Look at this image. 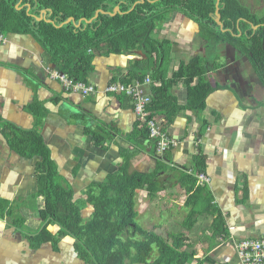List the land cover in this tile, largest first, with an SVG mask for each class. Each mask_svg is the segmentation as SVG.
<instances>
[{"label": "crops", "instance_id": "crops-1", "mask_svg": "<svg viewBox=\"0 0 264 264\" xmlns=\"http://www.w3.org/2000/svg\"><path fill=\"white\" fill-rule=\"evenodd\" d=\"M191 29L193 37L187 35ZM153 34L171 42L173 58L168 74L181 62L201 56L208 68L206 79L218 88L206 98L201 114L206 128L198 140L199 122L190 111L179 114L166 128L173 144L156 175L164 188L152 198L144 189L137 191L136 222L159 234L186 232L202 264H238L234 240L264 237V125L260 129L256 124L258 119L264 124V88L246 55L229 43L204 40L198 23L182 13L170 12ZM140 56V51L96 55L88 81L96 84L97 93L83 96L65 91L49 76L47 68L54 65L32 36L9 34L0 43V205L5 208L0 217V264H87L77 257L73 238L62 234L53 221L47 229L56 242L30 246L28 234L43 224L38 214L44 207L37 178L40 158L11 150L1 122L40 134L61 183L72 189L75 200L84 199L92 183L117 170L123 161L122 150L134 153L131 170L152 173L161 156L155 144L140 143L134 137L141 125L132 98L104 92L109 83L120 82L129 61ZM214 63L217 68L212 69ZM172 93L179 104L186 103L183 82L173 86ZM32 104L44 110L40 122L29 107ZM155 117L164 123L161 115ZM98 126L108 131L103 146L95 145L86 131ZM199 147L206 156L203 174L211 191V205L220 211L227 227V234L217 239L212 238L213 211L198 215L189 230L181 226L189 208L184 205L186 196L178 184L179 176L183 167L192 169L191 160ZM90 211V205L82 209L84 216ZM15 215L23 218L22 225L16 223Z\"/></svg>", "mask_w": 264, "mask_h": 264}, {"label": "trees", "instance_id": "trees-1", "mask_svg": "<svg viewBox=\"0 0 264 264\" xmlns=\"http://www.w3.org/2000/svg\"><path fill=\"white\" fill-rule=\"evenodd\" d=\"M19 0H0V33L3 35H30L50 57L53 68L64 72L77 81L88 82L92 61L101 55H128L140 51L139 59L129 61L126 73L120 82L142 81L149 76L153 84L147 87L151 102L148 116H162V131L185 111L195 114L199 127L198 140L206 122L201 114L206 108L207 96L216 88L206 79V62L201 56H194L181 62L168 74L171 42L154 36V30L162 26L170 12H179L198 23V31L204 40L224 42L233 45L248 61L264 88V15L257 13L264 6V0H250L246 5L239 0H219V13L223 28L221 31L213 18L216 0H145L131 9L136 0H21L22 9H17ZM46 10L48 23L36 20ZM119 6L122 13L114 16L101 14L89 23L81 21L79 27L72 22L61 24L67 18L90 19L97 9L112 12ZM131 9V10H130ZM258 25L257 28L252 26ZM240 33V35H238ZM217 63L211 66L217 68ZM183 82L186 86V103L181 105L172 93V87ZM37 122L44 110L38 104L29 106ZM160 119V118H159ZM1 131L9 147L24 157H38L37 178L39 194L44 196V207L38 214L43 224L34 233L28 234L32 248L45 243L56 242L47 229L50 221L57 223L62 234L73 238L77 257L87 264H202L195 257L197 250L192 237L184 231L159 234L152 229H143L136 222V198L138 190H146L152 198L162 190L156 175L163 167L161 155L157 170L139 173L131 170L133 152L122 150V163L116 171L108 174L101 182L92 183L84 199L75 200L70 187L61 183L54 161L35 129H22L7 122H1ZM134 137L139 142L155 144L157 139L149 135L146 124L140 123ZM97 146H103L108 139L104 126L86 130ZM156 150V149H155ZM157 151V150H156ZM206 156L199 147L191 160V168L183 167L180 172V187L184 188V205L189 208L182 228L189 230L202 213L212 212V238L227 234L225 221L218 209L211 205L212 195L208 184L200 183L195 173L205 170ZM191 172H188V171ZM246 190L243 191V196ZM90 205L91 211L84 216L82 209ZM5 208L0 205V217ZM16 223L23 224V218L15 215Z\"/></svg>", "mask_w": 264, "mask_h": 264}, {"label": "built area", "instance_id": "built-area-1", "mask_svg": "<svg viewBox=\"0 0 264 264\" xmlns=\"http://www.w3.org/2000/svg\"><path fill=\"white\" fill-rule=\"evenodd\" d=\"M6 40V36L0 33V43ZM49 76L58 81L63 89L68 92L80 93L83 96H91L97 93V86L93 82L77 81L69 77L68 74L60 72L55 68H47ZM153 84L149 76H145L142 81L132 83L111 82L105 89V93H124L130 96L134 102V109L139 121L145 123L149 130V135L156 141V150L163 155L173 144L166 131H162L163 122L157 118L148 116V104L151 102L150 94L147 90ZM201 181L206 180L203 174H198ZM238 264H264V237H241L234 243Z\"/></svg>", "mask_w": 264, "mask_h": 264}, {"label": "water", "instance_id": "water-1", "mask_svg": "<svg viewBox=\"0 0 264 264\" xmlns=\"http://www.w3.org/2000/svg\"><path fill=\"white\" fill-rule=\"evenodd\" d=\"M144 1H145V0H136V1L133 3V5L131 6V9H133L134 6H135L136 4H138V3H142V2H144ZM148 1H150V0H148ZM20 3H21V0H19L18 3L16 4V8H17V9H22V8H23L24 5H21V6H20ZM131 9H130V10H131ZM29 10H30V6L27 5V8H26V12H27V14H29ZM99 13H101V14H109L110 16H114L116 13H122V12L120 11L119 6H115L112 12H106V11H104V10H102V9H97V10L95 11L93 17L90 18V19H85V18H83V19H80V20H78V21L76 22L75 19H74L73 17H69V18H67L64 22H62L61 24L56 25V26H57V27H60V26H62V25H64V24H67V23H69V22H72L76 27H79L80 24H81V21H84L85 23H89V22H91L93 19L97 18V16L99 15ZM46 14H47V11H46V10H42V11H41V14H40L38 17H35V16L32 15V14H29V15L34 16V17L36 18V20H38V21H40V20H44V21H46V22H48V23H53V24H54V21H53V20H51V19H47V18H46ZM213 18H214L215 22L217 23V25L219 26V28H220L221 31H227V29H224V28H223V23H222V21H221V16H220V13H219V0H216V3H215V11H214V13H213ZM252 27L255 29V28L258 27V25H254V26H252ZM238 35H240V33H239Z\"/></svg>", "mask_w": 264, "mask_h": 264}, {"label": "rangeland", "instance_id": "rangeland-1", "mask_svg": "<svg viewBox=\"0 0 264 264\" xmlns=\"http://www.w3.org/2000/svg\"><path fill=\"white\" fill-rule=\"evenodd\" d=\"M240 2H242V3H244V4H246V5H249L250 4V0H239ZM257 1V0H256ZM257 13H259V14H263L264 15V6H263V8L261 7V9H260V11H257ZM192 29L189 31V32H187V35L188 36H190L191 34H192ZM192 37H193V34H192ZM192 39V38H191ZM207 50H208V47H207ZM210 56H212V54L210 55ZM170 58H171V56H170ZM172 58H173V56H172ZM171 58V59H172ZM235 64H237L238 65V62H235ZM256 80H258V79H256ZM246 121V120H245ZM245 121H243V124H244V126H246V123H245ZM257 124V126L260 128V129H262L263 128V120H261L260 119V123H259V119H258V122L256 123Z\"/></svg>", "mask_w": 264, "mask_h": 264}, {"label": "bare ground", "instance_id": "bare-ground-1", "mask_svg": "<svg viewBox=\"0 0 264 264\" xmlns=\"http://www.w3.org/2000/svg\"><path fill=\"white\" fill-rule=\"evenodd\" d=\"M140 123H142L141 121H139ZM145 124V123H144ZM159 154V153H158ZM160 155V154H159ZM161 156V155H160ZM198 174H203V173H195V176L197 177V179H198V181L200 182V183H205V180H203V181H201L200 179H199V177H198ZM204 175V174H203ZM240 239V238H239ZM236 240H238V239H236ZM236 240H234V242H233V244L235 243V241ZM236 252V251H235ZM236 257H237V255H236Z\"/></svg>", "mask_w": 264, "mask_h": 264}]
</instances>
